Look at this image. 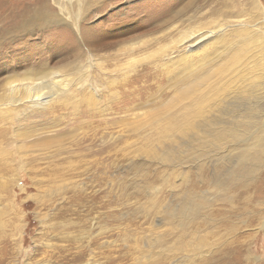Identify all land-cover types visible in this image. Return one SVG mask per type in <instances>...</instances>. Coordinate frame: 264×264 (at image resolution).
<instances>
[{
	"label": "rangeland",
	"instance_id": "374dc122",
	"mask_svg": "<svg viewBox=\"0 0 264 264\" xmlns=\"http://www.w3.org/2000/svg\"><path fill=\"white\" fill-rule=\"evenodd\" d=\"M171 1L108 0L111 5L86 14L81 27L104 29L111 17L152 23L166 18L161 11L174 8ZM184 1L193 2L186 9L193 18L221 8L253 15V23L261 16L247 0H220L218 6ZM3 12L11 16L0 27H21L22 20L60 14V8L56 0H0ZM211 19L202 20L210 27ZM157 24L128 36L156 38L164 28ZM45 27L36 28L28 42L2 48L0 59L36 48L30 64L48 59L46 39L58 41L70 31L65 23ZM157 47L148 44L143 53ZM152 53L136 63L144 77L134 88L117 72L108 76L118 85L100 86L107 93L98 109L80 99L77 109L29 113L14 126L0 127L7 140L14 135L7 146L15 154L12 172L0 174V264H264L263 161L250 174L252 161L241 162L233 143L202 155L203 148L162 121L174 113L162 107L175 95ZM89 61L81 58L77 67L87 71ZM101 72L91 70L89 78L105 76L96 77L105 83ZM114 93L120 98H111ZM20 146L22 156L15 153Z\"/></svg>",
	"mask_w": 264,
	"mask_h": 264
},
{
	"label": "bare ground",
	"instance_id": "6f19581e",
	"mask_svg": "<svg viewBox=\"0 0 264 264\" xmlns=\"http://www.w3.org/2000/svg\"><path fill=\"white\" fill-rule=\"evenodd\" d=\"M212 1L218 6L220 0ZM56 2L60 14L46 12L43 17L35 15L30 21L22 20L21 27H0V53L16 41H30L36 28L47 31V25L65 23L70 31L59 42L46 39L43 51L51 54L48 59L30 64L29 54L38 53V48L8 61L0 59V127L14 126L29 113L50 115L57 108L77 109L80 99L88 107L98 109V102L102 103L106 91L100 86L104 84L112 90L118 85V81H110L108 76L117 72L123 82L128 81L126 87L134 88L144 77L136 71V63L140 56L153 52L157 70L167 74L175 95L172 102L162 107L175 111L167 116L162 113V121H168L181 137H190L198 149L203 148L202 155H209L210 148L219 149L222 144L233 143L237 156L244 159L241 162L252 161L250 174L255 172L253 167L257 162L264 163V7L261 0H247L251 9L255 5L261 11L254 23L253 15L243 14L241 10L229 13L222 8L213 9L206 18L189 17L191 9H186L193 2L173 0L169 4L174 8L168 5L161 11L167 19L156 21V18L149 23L138 18L124 22L121 17H111L105 28L97 31L82 29L81 23L86 14L96 9L104 11L110 4L108 0ZM232 7V10L238 8ZM2 14L0 21H8L11 13ZM245 15L248 19H243ZM209 18L212 22L207 27L202 19ZM153 23H158V28L164 27L159 31L160 36L138 41L128 36ZM9 34L12 36L5 37ZM148 44L159 47L143 53ZM81 58H90L87 71L77 67ZM91 70L102 71L107 76L106 82L97 81L105 76L90 79ZM111 98L120 96L114 93ZM7 133H2L0 128V174L12 172L14 162L15 154L7 146L14 143V135L7 140ZM24 150L20 146L15 153L22 156Z\"/></svg>",
	"mask_w": 264,
	"mask_h": 264
}]
</instances>
